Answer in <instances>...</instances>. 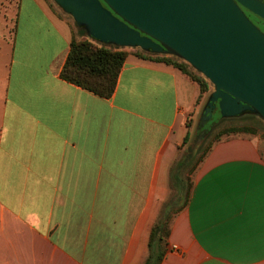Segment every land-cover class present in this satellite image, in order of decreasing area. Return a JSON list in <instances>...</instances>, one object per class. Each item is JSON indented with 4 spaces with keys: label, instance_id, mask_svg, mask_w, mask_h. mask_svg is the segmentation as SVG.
<instances>
[{
    "label": "crops",
    "instance_id": "crops-1",
    "mask_svg": "<svg viewBox=\"0 0 264 264\" xmlns=\"http://www.w3.org/2000/svg\"><path fill=\"white\" fill-rule=\"evenodd\" d=\"M73 38L45 0H0V264H144L182 204L173 165L198 84L129 55L101 97L60 77ZM258 137L214 143L158 264H264Z\"/></svg>",
    "mask_w": 264,
    "mask_h": 264
},
{
    "label": "water",
    "instance_id": "water-1",
    "mask_svg": "<svg viewBox=\"0 0 264 264\" xmlns=\"http://www.w3.org/2000/svg\"><path fill=\"white\" fill-rule=\"evenodd\" d=\"M89 38L175 56L212 85L202 124L247 114L264 121V32L240 5L264 19L259 0H54ZM105 3V5L103 4Z\"/></svg>",
    "mask_w": 264,
    "mask_h": 264
},
{
    "label": "trees",
    "instance_id": "trees-1",
    "mask_svg": "<svg viewBox=\"0 0 264 264\" xmlns=\"http://www.w3.org/2000/svg\"><path fill=\"white\" fill-rule=\"evenodd\" d=\"M51 9L59 16H62L54 8L50 0H45ZM105 5V3L103 2ZM78 32L84 38H73L70 43L69 53L66 61L60 71V77L70 83L80 86L86 90L93 92L101 97H110L116 87L117 80L121 71V68L130 55L124 48L109 45L106 43H100L93 38L87 37L86 31L83 27L77 26ZM136 56L148 59L151 61L164 62L172 65L186 74L191 80L196 82L199 86L200 93L197 102L200 100L202 94L209 90L210 82L200 73L195 72L188 63L175 56H159V55H146L145 53H137ZM217 116H220V111L217 109ZM213 114L210 122H214L218 117ZM216 117V119H215ZM248 118V117H247ZM246 118L247 123L239 127H231L225 133L231 134H248L263 137L264 134V122L261 119L255 117ZM189 128L190 125L186 123ZM190 137V130L187 131L184 136L183 142H187ZM220 138L214 140L209 144L200 157L196 160L192 166L191 173H194L195 168L209 153L214 143L219 141ZM193 182L187 187L185 181L181 180L182 204L171 208L170 210H163L158 221L153 226L150 239H149V255L144 264H158L162 256V250L166 243V239L169 234V221L171 217L183 208L184 204L188 200L191 192Z\"/></svg>",
    "mask_w": 264,
    "mask_h": 264
},
{
    "label": "rangeland",
    "instance_id": "rangeland-1",
    "mask_svg": "<svg viewBox=\"0 0 264 264\" xmlns=\"http://www.w3.org/2000/svg\"><path fill=\"white\" fill-rule=\"evenodd\" d=\"M50 2L52 3L53 8L62 16H64L66 19H68L74 26V29H76L78 32L77 29L78 25L74 22L73 18L70 15L66 14L62 10V8H60L55 3L54 0H50ZM78 34L80 38L77 39H81L82 35L80 34V32H78ZM124 49L128 51L130 55L133 56H136L137 53H145L146 55L168 56L164 54H152L149 52H144L139 48L125 47ZM194 71L197 72L196 70ZM211 91H213V85L210 83L209 90L206 93L202 94L200 100L198 101L200 104L198 110L191 112L187 117V122L190 125L189 127L190 137L187 140V142H181L177 159L173 165V180L174 181L183 180L185 181L187 187L191 184V182L194 181V173H191L192 166L194 165L198 157L201 156V154L209 144L213 143L214 140L217 138H220V140H222L232 135H235V134L227 135L225 132L231 127H239L244 125V123H247L245 122L247 117L248 118L255 117L257 119H260L259 117L253 116L251 114H247L241 117H234V118H221L220 116L219 117L217 116V113H215L214 110L213 114L215 113V116H217L218 118L216 119L215 117L216 120L214 122H210L212 124H209V126H207V123L210 121L211 118L205 120L204 123L202 124V119H201L202 108ZM262 122L264 121L262 120ZM258 139L261 144V147L264 149V134L262 138L259 136ZM184 189L186 190L185 187ZM185 190L181 191L180 194L181 199L183 195L182 193Z\"/></svg>",
    "mask_w": 264,
    "mask_h": 264
},
{
    "label": "flooded vegetation",
    "instance_id": "flooded-vegetation-1",
    "mask_svg": "<svg viewBox=\"0 0 264 264\" xmlns=\"http://www.w3.org/2000/svg\"><path fill=\"white\" fill-rule=\"evenodd\" d=\"M261 1L262 3H264V0H259ZM241 9L244 11V13L246 14V16L257 26L259 27V29L264 32V19L259 17L258 15L254 14L253 12H251L249 9L241 6ZM218 109V107L215 109V112L216 110ZM219 110V109H218Z\"/></svg>",
    "mask_w": 264,
    "mask_h": 264
},
{
    "label": "built area",
    "instance_id": "built-area-1",
    "mask_svg": "<svg viewBox=\"0 0 264 264\" xmlns=\"http://www.w3.org/2000/svg\"><path fill=\"white\" fill-rule=\"evenodd\" d=\"M173 248H175V247H173Z\"/></svg>",
    "mask_w": 264,
    "mask_h": 264
}]
</instances>
